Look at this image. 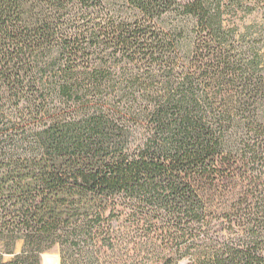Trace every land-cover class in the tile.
<instances>
[{"label":"trees","instance_id":"obj_1","mask_svg":"<svg viewBox=\"0 0 264 264\" xmlns=\"http://www.w3.org/2000/svg\"><path fill=\"white\" fill-rule=\"evenodd\" d=\"M263 48L264 0H0V264H264Z\"/></svg>","mask_w":264,"mask_h":264},{"label":"rangeland","instance_id":"obj_2","mask_svg":"<svg viewBox=\"0 0 264 264\" xmlns=\"http://www.w3.org/2000/svg\"><path fill=\"white\" fill-rule=\"evenodd\" d=\"M242 23L244 24H250V19L249 18H243L241 19ZM258 23H263V20L262 18H259L258 19ZM263 52H264V48H263ZM215 224H218V225H215ZM227 227V225L225 224H221L219 222L217 223H214L213 224V231H217V230H221L223 228ZM203 243L202 240H198L197 241V244L198 245H201ZM207 243H210V241H208ZM22 246V243H19L18 244V247H17V251L20 250ZM2 250V246H1V243H0V251ZM10 258V255H5V259H9ZM43 264H61L60 263V260H61V255H60V248L59 247H56L54 248L53 250L51 251H48V252H45L43 254ZM191 263V260L189 258H183L180 260L179 264H190Z\"/></svg>","mask_w":264,"mask_h":264}]
</instances>
